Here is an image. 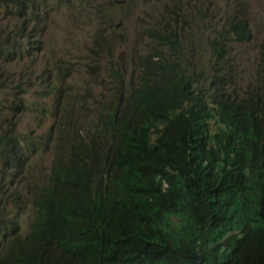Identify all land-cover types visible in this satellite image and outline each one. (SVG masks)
Instances as JSON below:
<instances>
[{"label":"trees","instance_id":"trees-1","mask_svg":"<svg viewBox=\"0 0 264 264\" xmlns=\"http://www.w3.org/2000/svg\"><path fill=\"white\" fill-rule=\"evenodd\" d=\"M227 1L209 31L203 0L150 2L163 4L144 28L156 44L134 59L133 82L115 84L122 71L90 58L110 86L91 128L62 131L44 180L29 190L24 233L12 197L50 133H0V264H264V37L242 89L236 63L252 39L248 3ZM44 4L0 0L18 21L3 37L0 27L1 62L38 48L25 16L39 20ZM53 92V108L76 119L94 100L68 92L79 105L62 108ZM9 102L14 113L26 104Z\"/></svg>","mask_w":264,"mask_h":264},{"label":"rangeland","instance_id":"rangeland-1","mask_svg":"<svg viewBox=\"0 0 264 264\" xmlns=\"http://www.w3.org/2000/svg\"><path fill=\"white\" fill-rule=\"evenodd\" d=\"M44 0L39 20L29 13L25 17L27 26L35 28L34 37L39 40L37 49H32L29 57H22L9 63L0 61V133L11 128L16 133L32 131L35 135L46 137L50 133L47 145L40 147L29 157L25 172L18 179V196L12 197L16 203V213L22 233L26 232L33 208L30 189L34 183L42 182L54 156V145L62 137V131L68 135L73 128L77 131L91 128L95 116L96 100L106 94L110 86L104 78L106 72L97 66L91 70L98 59L109 69L117 68L124 75L117 74L114 80L118 84L133 82L138 68L134 59L150 49L156 42L148 36L145 27L158 15L163 7L155 0H128L115 6L110 0ZM120 1V0H118ZM125 1V0H124ZM123 1V2H124ZM169 0H166L168 2ZM198 2L199 0H183ZM248 3V17L251 24L252 39L239 47L242 54L238 57V86L253 78L255 66V47L264 37V0H243ZM212 16L208 31L217 27L229 11L227 0H203ZM16 16L7 17L0 11V27L4 28L1 36L10 30L14 33ZM32 33V31H31ZM206 35V33L204 34ZM159 48V46H157ZM130 62V64H129ZM132 72V76L128 74ZM97 73V78L90 75ZM61 96L60 107L79 105L74 95L88 91L94 94V100L86 98L88 109L82 117L76 119L70 110L55 109L53 92ZM7 99L8 101L4 100ZM25 101L22 112L14 113V106L9 100ZM3 104L5 107H3ZM17 110V111H18ZM16 111V112H17ZM69 118L70 125L58 127ZM20 175V173L18 174ZM12 211V207H8Z\"/></svg>","mask_w":264,"mask_h":264},{"label":"clouds","instance_id":"clouds-1","mask_svg":"<svg viewBox=\"0 0 264 264\" xmlns=\"http://www.w3.org/2000/svg\"><path fill=\"white\" fill-rule=\"evenodd\" d=\"M116 1H118V0H116ZM121 1V0H120Z\"/></svg>","mask_w":264,"mask_h":264}]
</instances>
